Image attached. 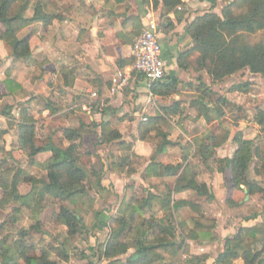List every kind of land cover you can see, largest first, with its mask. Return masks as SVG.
Here are the masks:
<instances>
[{"label":"crops","instance_id":"1","mask_svg":"<svg viewBox=\"0 0 264 264\" xmlns=\"http://www.w3.org/2000/svg\"><path fill=\"white\" fill-rule=\"evenodd\" d=\"M189 2V0L184 2L183 8L186 11L184 21L176 23L174 16H171L175 23L167 40H163V34L160 33L163 59L167 68L165 78L179 79L181 82L179 93L170 97L155 96L153 102L148 104L146 82L144 78L136 76L133 87L140 97L137 101L135 100L136 111L131 112L130 107L133 104L131 101L134 102V98L127 97L124 91L113 96L112 80L117 71L123 70L121 66L129 63L130 49L141 36L137 38V32L142 31V34L148 21L152 19L149 15V7L142 0H122L121 2L117 0H30L25 11V18L32 19L36 5L40 4L44 14L48 15L52 22L48 25L42 19L32 22L19 34L20 40L27 39L30 44L31 58L27 60H17L10 56L9 49L1 39L5 28L0 25V105L7 103L13 106L16 100L22 102L24 105H22L21 113L24 108H27L30 117L36 120V134L37 126L43 124L42 133L45 138L53 140L54 144L62 149L68 148L73 143L66 139L64 147H61L55 142L56 137H63L66 130L81 134L74 144L79 146L81 156L83 154L89 157L91 153L90 158H93V162L89 165V169H97L102 176L103 187L112 193L107 206L109 213L108 211L105 213L110 218L116 214L115 207L111 206L115 199L120 200V203H128L134 193H137L140 194L138 199L142 202L149 198L150 204L152 200L162 204L164 195L169 190L172 205L175 201H188L200 207L203 215L215 219L217 224H226L233 218L236 223L244 222L245 225H242V228L252 227L264 222V216L258 215L256 219L251 220H248L251 217L245 220L241 218L239 213L245 210L243 204L247 201V190L244 186L235 187L231 170L225 167L218 168L216 162L233 158L238 149L235 137L243 134L248 138L253 131L250 129L253 126L250 120L254 118L249 117L247 122L243 119L238 120L235 126L228 122L222 124L224 120L231 122L232 116L227 108L232 104L231 97L242 98L240 92H234L236 93L233 94L234 96L227 95V98H224L227 104L222 109L213 107L214 104H211L210 107L215 110L210 114L211 121L201 117L192 107V104L199 100L200 94L197 90L200 85L199 76L203 77V83L213 91H218L217 89L220 90L222 87L213 85L212 78L205 71H201L198 75L191 69L185 71L178 67L179 54L193 45V41L185 34L186 25L196 16L192 14V6H186ZM131 16H139L140 21L124 25L125 19ZM174 33L180 35H174ZM35 68H40L44 74L41 80L31 84L29 80ZM244 73L247 74V71ZM6 79L13 80L23 89L9 94L5 87ZM191 83L195 85L194 91L183 89L184 84ZM24 91H29L30 97L20 99ZM32 94L38 99L30 104ZM93 94L97 96L93 97ZM86 98H89L88 102ZM142 101L143 105L139 106ZM95 102L97 106L88 110L87 113L77 116L69 113L79 106H82L84 110L88 104ZM175 104L180 106L176 113L168 117L172 124L169 140L179 145L177 149L156 155L157 148L140 139V126L150 117L163 115V108H170ZM145 114L147 116H144ZM21 117L20 114V119ZM103 123L111 124V128L120 133L121 139L105 144L100 142L104 146L94 147L90 136L101 140ZM224 131L228 132L227 140L221 147L214 149L212 157L203 161L202 148L213 149V139ZM17 134L19 136L18 128ZM106 144L110 146L106 147ZM51 156V153H43L36 157V161L45 163ZM42 159L46 160L42 162ZM154 159L164 167H170L165 169L167 174L165 182L168 188L160 193H156L146 184L147 179H154L153 175L147 173ZM183 172L188 173L189 177H195L199 185L206 186L208 194L200 195L195 190L175 193L176 180ZM240 189H243L244 197L241 196ZM151 195H154V199ZM226 202H229L232 207L228 208ZM150 207L149 205L142 208L136 215H145L147 218L150 213L157 212ZM218 211L223 216L219 217ZM172 214L175 217L178 214L191 215L185 209L178 214L175 212ZM160 219L166 223L163 217ZM258 220L260 222L249 225ZM223 232L228 234L234 231L227 227V230L223 229ZM215 234L217 237V231ZM223 237L225 241L222 246L225 248L226 241L233 237ZM186 244L193 243L187 241ZM201 250L204 251L203 248Z\"/></svg>","mask_w":264,"mask_h":264},{"label":"trees","instance_id":"2","mask_svg":"<svg viewBox=\"0 0 264 264\" xmlns=\"http://www.w3.org/2000/svg\"><path fill=\"white\" fill-rule=\"evenodd\" d=\"M121 2L122 0H117ZM150 1V2H149ZM228 5L224 8L222 15L214 12H208L196 16L185 27V34L193 41L191 48L181 52L178 56L177 64L181 70H193L200 73L205 70L212 78V84L216 85L225 79L234 76L240 72L248 71L253 75H260L264 78V0H225ZM30 0H0V25L5 28L1 39L10 51V56L17 60H27L31 58L30 44L27 39L20 40L19 34L30 23L40 21L41 19L50 24V18L44 14L43 7L36 5L35 14L32 19L25 18V11ZM147 6L158 8L162 6V13L168 19V24L164 30L168 32L174 28L171 16L173 15L176 23L185 20V14L180 13L179 7H183L182 0H148ZM140 21L139 16H131L125 19L124 25L135 24ZM138 34L140 31L137 32ZM260 35L258 42H251V37ZM122 65V69L130 66ZM44 72L40 68H35L30 77V83L35 84L43 78ZM143 78L140 75L135 77ZM181 82L178 78H164L152 87L155 96L170 97L179 93ZM250 83L240 84L232 88L233 92H242L244 88L250 87ZM5 87L9 94L21 91V85L13 80L6 79ZM199 100L193 103L194 107L201 117L211 121L210 114L215 112L210 107L211 104L206 100L216 95L211 88L200 82ZM222 101V102H221ZM218 103L227 104V100L219 98ZM179 104L170 108H163V115L158 114L150 117L147 122L140 126V139L153 144L157 148L156 155H161L172 149H177V143L169 140L172 130V124L168 117L176 113ZM213 106V107H214ZM21 120L18 125V147L22 150L33 165H41L36 161V157L43 153H51V158L46 162L47 176L37 178L25 170L19 169L14 175L12 182L6 184L0 180V189L8 195L13 201L21 203L23 207L31 208L36 205V212L49 209L48 198L62 203L61 210L56 216L57 220L62 222L67 228L66 238L75 237L86 230V224L81 214L76 210L78 202L85 201L88 197L87 182L96 178V185L103 189L102 176L99 173L89 172L81 164V154L79 146L74 144L81 134L76 131L66 130L65 135L68 141L73 143L66 149H62L49 140L44 145H39L36 134V120L30 117V112L24 108L21 113ZM260 127H264V112L260 111L255 119ZM8 134L7 130L0 128V142ZM228 132L224 131L213 139L214 148H202L203 161L212 157L215 148L221 147L228 138ZM121 139L120 133L111 128V124H102L101 142ZM238 149L232 159L220 160L225 168L232 172L233 184L240 188L244 186L247 195L252 197L258 193H264V188L257 181L250 178V166L255 158L261 156L260 148L255 145L253 140H245L242 135L235 137ZM2 148L0 146V152ZM170 167H164L157 163L155 159L147 169V173L153 175L154 179L149 178L146 184L156 193L162 192L168 188L165 182L166 170ZM196 178L188 176L183 172L175 184V193L186 190H195L198 194H208L206 186L199 185ZM21 183L31 184L32 192L28 195H21L18 187ZM154 199V195H151ZM162 201L165 210L171 214L179 213L181 210H188L191 218L188 223L180 222L182 234L186 241L199 242L202 244L212 243L216 240L215 230L217 221L207 218L203 215L201 208L188 201H175L172 205L171 193L169 190L164 195ZM6 197L3 198L4 201ZM150 199L145 200L140 208L134 209L129 216L128 221L134 222L136 213L144 207L150 205ZM131 201L127 207H131ZM254 215L249 218L256 219L258 210H253ZM14 222L20 215V210H14ZM35 215L36 225L33 229L39 230L40 219ZM170 214V215H171ZM102 212H95L94 217L98 224V229H104L106 225L100 222ZM115 220L117 218H114ZM122 224H126L120 219ZM150 223V222H149ZM146 224V223H145ZM148 224V223H147ZM142 226L141 238L135 247V253L130 256L127 262L112 260L109 264H176L170 257L177 256L183 249L179 244L176 235L177 230L174 226L165 225L157 218L151 222V225ZM5 228L0 224V232ZM31 228V229H32ZM29 231L21 232V242L15 245L16 257L12 255V248L8 246L7 239L0 236V264H68L70 261L69 252L66 248L57 250L62 260H51L46 252L41 256H31L30 252H35V246H27L22 243L28 236ZM64 244V243H63ZM66 244V242H65ZM129 251L128 247L117 242L107 246L105 257L107 259H116L118 256L125 255ZM189 264H206L208 256L192 258ZM237 260H243L245 264H264V222L252 227H243L239 233L225 244L224 251L217 257L215 264H233Z\"/></svg>","mask_w":264,"mask_h":264},{"label":"rangeland","instance_id":"3","mask_svg":"<svg viewBox=\"0 0 264 264\" xmlns=\"http://www.w3.org/2000/svg\"><path fill=\"white\" fill-rule=\"evenodd\" d=\"M144 4L147 6L148 0H142ZM189 3H186V6H192V14L193 15H203L208 12H214L218 15H222L224 8L228 5L225 0H189ZM150 2V1H149ZM188 2V1H187ZM149 7V15L152 19H155L160 26V33L163 34V40H167V36H169L170 31L166 32L164 30L165 25L168 24V19L164 17L162 13V6L158 8H154L152 6ZM188 10V8H187ZM182 12L185 14V9L182 7ZM195 16V17H196ZM192 17H190L191 19ZM142 32V31H141ZM141 32L137 34V38L141 35ZM172 33V32H171ZM180 35L179 33H174ZM261 39L260 35L251 37V42L255 43ZM129 63L131 60L128 61ZM205 71V70H203ZM247 71V70H246ZM198 73V72H197ZM207 74V72L205 71ZM201 73H198L200 75ZM196 75V76H198ZM208 75V74H207ZM247 71V74L240 72L234 76H231L225 79L223 82L216 84L218 87H222L218 91H213L216 95L212 96L208 100H206L209 104H215L216 101L221 98H227V95L236 94L232 91L234 86L238 84H245L246 82H251L250 87L244 88L242 92H240L241 99L239 97H231L232 104L229 106L228 112L232 116L231 122L229 120L222 121L223 123H229L230 125L235 126V123L238 120L243 119L244 122L249 121V117H253L254 120H250V123H253V126L250 129H253L252 133L249 134V137L246 138L243 134L242 137L246 140H253L255 145L260 148L261 156L255 158L254 162L250 166V178L252 180L257 181L261 186L264 188V127H260L255 119L257 114L260 111L264 112V78L260 75H253ZM209 76V75H208ZM199 82H203V77L199 76ZM134 81L131 82V85L127 87L124 92H126L127 97L134 98L131 101L132 106L130 107L131 112L136 111V102L139 99V94H137L134 90ZM183 89H190L194 91L195 85L184 84ZM29 91L22 92L20 99L30 97ZM134 94V95H133ZM137 94V96H135ZM32 98L29 101L34 102L37 100V97H34V94L31 95ZM81 98V97H80ZM118 98V97H117ZM116 98V99H117ZM82 99V98H81ZM85 100V99H84ZM89 98H86V102H88ZM222 102V101H221ZM79 103V101L77 102ZM81 103V102H80ZM239 103V105H238ZM97 103L88 104L87 107L89 111L91 108H95ZM22 102L16 100L13 102V106L8 105L7 103H3L0 105V128L6 129L8 131V135L4 138L2 142H0V146L2 151L0 152V180L6 182V184H10L14 175L16 174L17 170L22 169L25 170L27 173L37 177V178H45L47 176L46 170V162L40 163L41 165H33L30 163L29 158L27 155L19 149L18 147V134L17 128L20 122V114L22 109ZM143 105V101L139 104V106ZM155 105V104H154ZM152 105V106H154ZM148 106V105H146ZM222 109L225 107L222 103H218L214 107ZM155 107V106H154ZM186 110V109H185ZM96 111V110H95ZM88 111H84L82 106L78 108L72 109L69 113L73 116H77L78 114H84ZM94 112V110H93ZM92 112V113H93ZM144 116H147L145 114ZM41 123V122H39ZM42 125V126H41ZM237 126V124H236ZM44 125L39 124L37 126L38 133H37V140L39 145H44L49 140L45 138V135L42 133ZM84 129L82 130V132ZM88 134V133H87ZM61 135V134H60ZM91 135V134H90ZM59 136V135H58ZM91 137V144L94 147L104 146L100 142V139H94L93 136ZM93 137V139H92ZM66 136L63 137H56L55 142L64 147L66 143ZM110 146L108 144L105 145ZM186 154V153H184ZM183 154V155H184ZM91 156V153H90ZM87 156H81V164L85 167L90 173L95 172L99 173L96 168L89 169V165L92 164L93 158ZM185 156V155H184ZM189 156V155H187ZM43 158V157H42ZM46 159H42V162ZM213 163V162H212ZM215 164V163H214ZM218 168H224V163L220 161L216 162ZM93 167V166H91ZM33 186L27 183H21L18 187V191L22 195H28L32 192ZM87 189H88V197H85V201H80L77 204L76 210L81 214L83 217L86 230L80 235L75 237H68L66 238L67 228L57 220V215L61 210L62 203L58 202L54 199L48 198V203L50 205L49 209H46L40 214L34 213L36 210V205L32 204L31 208H26L21 205L19 202L13 201L8 195L5 196V193L0 189V224H4L5 228L2 232H0V236L7 239V244L9 247L12 248V255L16 257L15 245L19 244L22 240L21 232L29 231L28 236L24 240V244L27 246H35L36 251L30 252L31 256H41L42 253L46 252L48 257L51 260L58 261L62 260L59 257V253L57 250L66 248L69 252L70 261L68 264H109L112 260H120L121 262H127L128 258L135 253V247L137 246V242L139 238H141L142 226L151 225V222L157 218H162L166 221L165 225L174 226L177 230L176 238L179 244L183 245L182 251L177 255L170 257L176 264H189L190 261H193L192 258L200 257V256H208V260L206 264H215L217 257L224 251V247L222 246L223 242L225 241V237L229 236L234 237L242 227L245 225L244 222L236 223L233 218L230 219L228 223H219L217 224L216 230L217 237L216 240L212 243L202 244L199 242H192L193 244L187 245V241L184 239L185 236L182 234L180 222L183 220L185 224L189 222L190 216L189 214H178L176 217L168 212V210L163 207V203L152 200V204H150V209L157 210V212L150 213L147 218L141 215H136L134 218V222L130 223L128 221L129 216L131 215L134 209H138L142 206L143 202L138 199L140 194L134 193L133 198L131 199V207H127V203L123 202L120 203V200H114L112 202V208L115 207L116 214L110 218L105 213L108 211V204L109 199L112 193L103 188L100 189L96 185V178L90 179L87 182ZM242 192V197H244L243 189H240ZM139 193V192H138ZM141 193V192H140ZM227 193V192H226ZM6 197L3 200V198ZM224 199V196H222ZM151 202V201H150ZM157 203V204H156ZM228 208H231L232 205L229 202L225 203ZM243 207L245 210L240 211V216L242 219L252 217L254 215L253 210H258L257 215L264 216V193H258L255 196L250 197L244 204ZM161 208V209H160ZM20 210L19 217L13 221L14 210ZM160 209V210H159ZM164 211H163V210ZM151 210V212H152ZM102 212L100 217V222L104 223L106 227L104 229H98L95 226L98 224L97 220L94 217L95 212ZM163 211V213H162ZM220 213V214H219ZM37 214L38 218L40 219V226L39 230L33 229L37 223L35 219V215ZM153 214V215H152ZM171 214V215H170ZM217 215L223 216L221 212H217ZM169 217V218H168ZM114 218H117L116 220ZM120 219L126 223L125 225L121 223ZM232 221V222H231ZM234 221V222H233ZM150 222V223H149ZM227 222V221H226ZM259 220L249 224L253 225ZM146 223V224H145ZM263 223V222H260ZM258 223V224H260ZM236 224V225H235ZM187 225V224H186ZM227 227L232 228L234 232L224 234L223 229L227 230ZM32 228V229H31ZM117 242L118 244H122L128 247L129 251L125 255L118 256L116 259H107L105 257V252L107 246L112 244L113 242ZM66 242V244H65ZM64 243V244H63ZM203 248L204 251L201 250ZM113 262V261H112ZM22 264H25L24 261H21ZM62 264V262H59ZM233 264H245L243 260H237Z\"/></svg>","mask_w":264,"mask_h":264},{"label":"built area","instance_id":"4","mask_svg":"<svg viewBox=\"0 0 264 264\" xmlns=\"http://www.w3.org/2000/svg\"><path fill=\"white\" fill-rule=\"evenodd\" d=\"M183 3L188 0H182ZM179 11L182 7L178 8ZM132 64L123 70L117 71L112 80V95L123 92L131 85L135 75L144 78L148 93V104L153 102L155 95L152 92L154 84L166 77V64L163 59V47L160 37V26L155 19H151L145 26L141 36L134 42L130 49ZM96 97L97 94H93ZM84 107V111H88Z\"/></svg>","mask_w":264,"mask_h":264},{"label":"water","instance_id":"5","mask_svg":"<svg viewBox=\"0 0 264 264\" xmlns=\"http://www.w3.org/2000/svg\"><path fill=\"white\" fill-rule=\"evenodd\" d=\"M247 193V192H246ZM249 199V196H247V199L246 200H248Z\"/></svg>","mask_w":264,"mask_h":264}]
</instances>
